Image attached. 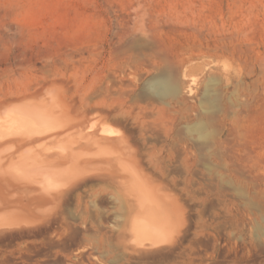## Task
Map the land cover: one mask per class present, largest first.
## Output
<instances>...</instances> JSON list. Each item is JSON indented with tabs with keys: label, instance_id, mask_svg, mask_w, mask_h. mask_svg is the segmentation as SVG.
Instances as JSON below:
<instances>
[{
	"label": "rangeland",
	"instance_id": "rangeland-1",
	"mask_svg": "<svg viewBox=\"0 0 264 264\" xmlns=\"http://www.w3.org/2000/svg\"><path fill=\"white\" fill-rule=\"evenodd\" d=\"M117 66H125L128 73L134 75L131 78L147 84L154 83L157 76L172 74L183 92L190 91L188 105L196 106L197 122L205 127L208 126L204 119L209 114L200 106L202 97L207 92L211 96L215 93L218 98L224 95L229 114L240 124L249 169L254 151L259 152L257 161L263 176L259 186L263 194L260 195L262 201L258 202L261 201L260 206L251 208L246 204L242 235L231 232L230 220L242 206L238 196L235 197L237 192L231 188L233 184L229 179L211 177L198 159L200 162L195 163L198 167L193 168V172L201 175L192 173L191 184L184 186L185 191L181 192L184 196L179 194L188 198L186 202L183 198V204L194 206L188 210L187 205L181 204L183 210L191 212L182 211L189 222L186 229L190 231V234L186 232L188 236L184 237L182 248L169 246L172 252L165 246L157 249L158 253L145 251L147 257L136 255L133 239L127 236L129 240L123 243L120 237L126 233L120 222L126 213L122 214L125 208L116 200L114 203L111 199L103 206L110 220L106 228H90L96 235L90 233L89 236L83 232L86 227L72 220L69 214L42 205L46 211L42 209L43 218L38 214L26 223L0 228V264H131L129 260H133L132 264H148L147 260L151 264H167V260L168 264H184L189 256L194 264H264V0H0V96L8 90L35 85L50 74L66 84L71 80V88L94 87L110 75L119 74ZM109 72L112 73L108 76ZM207 173L209 176L204 179ZM202 181L207 186L203 187ZM189 189L192 192L189 193ZM245 189L248 195L253 193L248 186ZM36 206L30 208L34 210L33 215L38 207L41 210L39 204ZM27 207L26 202L24 210L30 213ZM55 211L69 220L60 218ZM52 212L62 219L60 223ZM61 222L73 227L66 229L68 226L64 227ZM190 222L194 226L191 227ZM117 236L118 243H127L128 247L133 244L129 248L136 250L131 253L132 250L126 251L125 245L117 243L116 246ZM191 252L195 255L191 256ZM142 255L146 257L143 262L147 263L135 259Z\"/></svg>",
	"mask_w": 264,
	"mask_h": 264
},
{
	"label": "bare ground",
	"instance_id": "bare-ground-1",
	"mask_svg": "<svg viewBox=\"0 0 264 264\" xmlns=\"http://www.w3.org/2000/svg\"><path fill=\"white\" fill-rule=\"evenodd\" d=\"M117 68H120L119 74L109 76L112 73L109 72V77L103 83L82 90L71 88V80L66 84L64 80L50 74L35 85L8 90L0 96V228L26 223L31 216L36 217L38 214L41 218V212L44 211L42 205L64 211L86 229L103 228L110 221L103 206L112 199L114 203L115 200L119 201L125 208L124 213H121H126L120 222L125 226L126 229L122 230L127 234L121 232L124 235L120 236L123 237V240H120L124 243L130 238L133 239L138 251L129 248L133 244L128 247L127 243H118V236V240H114L116 246L125 245L123 247L127 246L129 249L120 246L124 251L132 250L129 251L132 253L136 250V255L145 256H148L145 252L148 250L157 252V249L167 246L171 249L178 245L182 248L181 243L185 242L184 237H187L190 231L186 229L189 223L187 217L182 213L186 208H181L184 199L186 202L188 198L183 199L181 192L185 191L184 186L191 184L194 175L192 173H195L193 168L198 167H195V163L200 159L210 176L227 178L232 182L231 188L237 192L235 197L238 196L242 206L238 208L237 214L233 215V220H230L233 223L231 232H239L242 235L244 206H260V195L263 194L259 191V186L263 176L260 175V165L257 161L258 151H254L250 169L249 165H246L243 133L236 117L229 114L224 95L218 98L215 93L211 96L207 92L202 97L200 106L209 114L204 119L208 126L205 127V124L197 122L196 106L188 105L187 97L190 91L184 89L183 92L172 74L157 76L155 82L149 79L154 83L143 82L146 84L143 87L142 80L131 78L132 72L128 73L125 66ZM199 175L201 174L195 173V176ZM209 175H203L204 179ZM194 183L193 186L197 185ZM202 183L205 187L206 184L203 181ZM247 186L253 189V197L250 196L253 193L248 195L246 192ZM190 196L193 197L191 194ZM26 202L29 206L26 209H29L30 213L24 210ZM38 204L41 210L38 207L37 213L33 215L31 211L34 210L30 208L32 205L36 208ZM184 204L189 210L191 205ZM183 205L182 207H185ZM192 208L194 209V206ZM55 212L52 214L54 213L57 220H62L58 218L60 212L59 216L55 215ZM61 223L64 227L68 226L66 229L73 227L69 223ZM255 224L254 222L253 225ZM118 225L114 227L117 228ZM192 226L194 225L191 224ZM86 229L83 230L84 233L87 232L85 236L96 235L91 233L92 230L88 232ZM114 229L113 232L116 230ZM186 232L189 233L186 235ZM117 234L113 233L114 236ZM112 241L108 239L109 243ZM192 241L195 242V239ZM166 252L162 254L165 255ZM189 254L195 255L193 252ZM140 256L135 259L142 260L147 257ZM173 257L175 255H172ZM129 261L133 263V260ZM147 262L151 264L149 260ZM185 262L184 264H194L190 256Z\"/></svg>",
	"mask_w": 264,
	"mask_h": 264
}]
</instances>
